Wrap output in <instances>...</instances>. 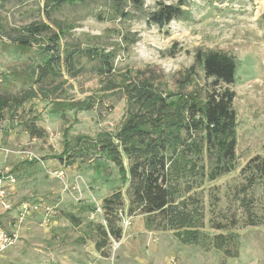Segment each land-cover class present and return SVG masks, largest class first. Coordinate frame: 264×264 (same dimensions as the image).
<instances>
[{"label": "rangeland", "instance_id": "374dc122", "mask_svg": "<svg viewBox=\"0 0 264 264\" xmlns=\"http://www.w3.org/2000/svg\"><path fill=\"white\" fill-rule=\"evenodd\" d=\"M178 2L145 0L144 12L127 3L131 18L122 19L108 0L53 9L46 0H0V94L12 101L0 120V172L3 183L11 184L7 226L19 237L0 264H264V224L243 226L247 208L264 217V175L242 174L258 170L247 167L255 157L264 160V0H190L183 8L188 14L163 28L144 18L160 4ZM34 24L50 29L21 49L15 40ZM93 51L111 56V71ZM198 52L227 54L237 63L229 85L237 114L235 170L194 190L204 232L239 235L234 259L202 245L184 246L172 231L157 229L158 221L149 222L131 205L129 185L111 163L98 174L89 159L72 166L69 158L60 160L66 140L73 145L78 136L117 133L127 116L119 86L129 69L153 72L173 92L191 71L193 84L186 91L207 88L213 79L196 62ZM54 55L56 63L41 77ZM82 102L91 109L62 112L54 105ZM32 125L40 133H31ZM252 175L260 179L256 186L246 196L239 193ZM118 192L124 204L112 216L105 200ZM24 204L29 210L21 221ZM216 224L226 229H213Z\"/></svg>", "mask_w": 264, "mask_h": 264}, {"label": "trees", "instance_id": "16d2710c", "mask_svg": "<svg viewBox=\"0 0 264 264\" xmlns=\"http://www.w3.org/2000/svg\"><path fill=\"white\" fill-rule=\"evenodd\" d=\"M85 0H46V7L53 9L64 5H76ZM113 13L122 19L131 18L125 5L129 3L135 11L144 12L145 0H108ZM190 0H179L177 5L160 4L152 13L146 14L149 25L163 28L174 20L188 14ZM46 24H34L24 29L23 36L15 43L21 49L31 46V37L49 31ZM59 38L55 36L53 48ZM48 48L47 52L54 49ZM110 71L111 56L93 51ZM57 56L41 68V77L47 75ZM196 62L202 65L207 79H213L207 88L196 87L186 91L193 84V73L189 71L178 81V91L167 89L159 76H146L147 72L127 70L123 75L120 90L127 101V116L116 134L100 133L95 139L78 136L73 145L66 140L63 157L69 158V166L77 160H90L98 174L108 169L111 163L118 170L122 184L129 185L127 195L131 205L137 206L148 221H158L156 228L172 231L174 237L184 246L202 245L207 250L222 251L227 258L239 257V235L234 232L210 236L204 232L203 208L195 197V189L228 175L236 167L237 114L233 108L235 93L229 88L234 83L237 63L234 57L223 53L196 54ZM53 64V65H52ZM68 66L73 67L72 59ZM48 76V75H47ZM113 89V87L111 88ZM11 100L0 94V120ZM16 104L22 100L15 99ZM58 111L91 109L89 102L54 103ZM31 133L38 134L34 125ZM207 158V160H205ZM128 161L126 165L125 161ZM36 163V161H35ZM242 174L256 171L264 175V160L252 159ZM246 178V184L239 190L246 196L254 188L259 177ZM260 180V179H259ZM122 193L118 192L105 200L106 208L115 216V209L123 206ZM116 206V208H114ZM264 217L247 208L244 227H259ZM213 229L225 230L216 224ZM104 240L108 238L102 230ZM211 237V238H210Z\"/></svg>", "mask_w": 264, "mask_h": 264}, {"label": "built area", "instance_id": "2783aa9c", "mask_svg": "<svg viewBox=\"0 0 264 264\" xmlns=\"http://www.w3.org/2000/svg\"><path fill=\"white\" fill-rule=\"evenodd\" d=\"M3 182L5 183V177L0 172V257L12 248L19 239L17 232L7 226V216L13 211V206L8 199L9 191H7L8 185L11 184H4ZM28 210V204H24L22 206L21 221L28 214Z\"/></svg>", "mask_w": 264, "mask_h": 264}]
</instances>
